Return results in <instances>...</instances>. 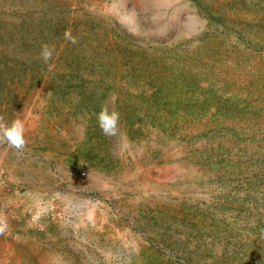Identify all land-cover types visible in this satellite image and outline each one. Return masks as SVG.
<instances>
[{"label":"rangeland","instance_id":"1","mask_svg":"<svg viewBox=\"0 0 264 264\" xmlns=\"http://www.w3.org/2000/svg\"><path fill=\"white\" fill-rule=\"evenodd\" d=\"M16 119L0 264H264V0H0Z\"/></svg>","mask_w":264,"mask_h":264},{"label":"clouds","instance_id":"2","mask_svg":"<svg viewBox=\"0 0 264 264\" xmlns=\"http://www.w3.org/2000/svg\"><path fill=\"white\" fill-rule=\"evenodd\" d=\"M66 39L71 43H75L76 40L70 33H65ZM52 55L51 49L47 45L42 46L40 57L44 62H47ZM120 115L117 111L109 110L107 106L101 108L96 114L97 126L101 132L106 136H116L118 134V123ZM0 140H5L9 145L17 150H21L25 147V126L22 120H13L6 126H0Z\"/></svg>","mask_w":264,"mask_h":264},{"label":"built area","instance_id":"3","mask_svg":"<svg viewBox=\"0 0 264 264\" xmlns=\"http://www.w3.org/2000/svg\"><path fill=\"white\" fill-rule=\"evenodd\" d=\"M82 176H83V174H82Z\"/></svg>","mask_w":264,"mask_h":264}]
</instances>
